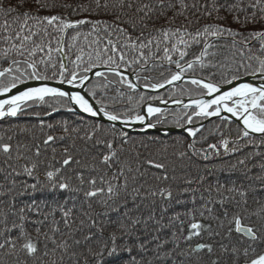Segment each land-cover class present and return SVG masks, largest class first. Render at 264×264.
<instances>
[{
  "label": "snow or ice",
  "instance_id": "1",
  "mask_svg": "<svg viewBox=\"0 0 264 264\" xmlns=\"http://www.w3.org/2000/svg\"><path fill=\"white\" fill-rule=\"evenodd\" d=\"M56 9L111 22L73 21ZM229 16L238 27L220 23ZM256 24L261 27L249 28ZM84 25L93 26L97 39L87 62L81 48L69 70L64 60L81 34L71 37L67 52L62 34ZM53 33L61 34L55 47ZM219 48L230 55L215 60L223 55L213 51ZM165 62L175 70L159 72V79L147 74ZM122 66L133 68L135 80ZM98 68L104 69L95 76L105 81L99 85L105 93L118 83L135 94L141 79L153 91L186 80L199 98H190L179 113L151 103L141 112L144 94L131 107L135 97L127 95L129 105L117 110L106 101L122 99L123 88L108 97L98 85L84 87ZM34 107L41 109L30 113L39 125L11 127L33 133L38 127L42 139L14 145L12 136L0 138V264H264V160L250 164L264 154L176 175L177 160L200 152L208 159L196 147L203 124L196 127L194 120L215 116L227 124L235 118L234 146L225 138L209 149L236 153L242 138L264 145V0H89L75 7L58 0H0V119ZM61 110L74 119L45 124L43 117ZM137 123L141 131L165 126L166 136L172 123L193 139L185 144L177 138L169 153L159 136L133 140L127 129ZM65 140L70 143L59 152L51 147Z\"/></svg>",
  "mask_w": 264,
  "mask_h": 264
},
{
  "label": "trees",
  "instance_id": "2",
  "mask_svg": "<svg viewBox=\"0 0 264 264\" xmlns=\"http://www.w3.org/2000/svg\"><path fill=\"white\" fill-rule=\"evenodd\" d=\"M59 3H67V4H72L74 7L77 4H87L89 3V0H58ZM57 12H63V14L69 18L70 20H77V19H83L85 17L89 19H100L104 20L107 19L109 22H111V17H106L103 15H90L87 12H79L77 11L75 14L72 13L71 9H56ZM223 15V13H222ZM183 20V17H180L178 20V23ZM205 21L201 20V24H203ZM220 23H224L226 26H231L233 28L238 27V25L233 24L231 22V17L229 16L228 20L226 21H220ZM92 25H84V26H77L74 29H66L65 32L62 34L64 37V42H65V50L67 52V44L71 42V37L74 36L77 32H79L81 35L77 38V40L74 43V46L72 47L71 51L67 54L64 62L68 65L69 70H72L75 68V65H73L70 61L75 60L76 55L79 54V49L83 48L84 50V61L87 62L88 60V51H89V44L92 41H95L97 39V32L92 31ZM260 24L256 25H249V28H260ZM50 32H52V29H49ZM85 34L87 35V38H85ZM98 34L100 37L103 39L101 40L100 46L103 47L104 43L106 42V33L103 28V25H101L100 29L98 30ZM54 35V42H53V47H55V39H59L61 34L60 33H53ZM115 39V36L113 37ZM217 44L219 45H224L226 43H229L228 41L225 40H218L216 41ZM258 46V45H257ZM92 47H95V44H92ZM194 51L198 52L199 48H195ZM213 51H218L222 53L223 55H218L215 57V60H223L225 55H230L228 52L227 48H219V49H213ZM57 55L58 54H54ZM39 58V57H37ZM192 56L189 55L188 59H191ZM207 62V61H206ZM83 66L78 69V71L82 72L83 71ZM171 68L172 70H175V66H168L167 62H165V68H160L157 71L147 73L153 77H156L159 79L158 73L161 71H165L167 68ZM122 70H126L128 72H133V68L129 67L125 69L123 66L121 67ZM56 71L58 72V63H57V69ZM145 73H142L141 76H143ZM204 74V73H200ZM48 75H52V72L49 71ZM108 80H118L117 77H114L111 73H106ZM58 79V76H57ZM162 82V80H161ZM105 83L103 79L97 80L96 77L92 78L89 80V82L86 85V88H91L92 85H98L96 88L97 92L101 95H107L108 97H113L116 96V89L117 88H123L124 92L126 93L125 96L120 99L117 98L116 100L108 99L106 103L108 104H113L117 110H123L125 105H129V101L127 99V95H134L135 99L133 100L132 104L129 105L131 107L136 103V101L139 100L140 94L143 93L145 96V100L151 99L152 97H159V98H171V97H186V96H196L199 95V89L196 88L195 86L191 85L190 83H187L186 81H182L180 84L169 87L159 93H154L150 94L147 93L143 90L137 89L136 93L133 94L131 93L128 89H126L123 85L120 84H114V85H109L108 86V91L105 93L103 88L99 87L100 84ZM143 86V79H141L140 84ZM99 98V96L97 97ZM142 103V102H141ZM140 103V104H141ZM139 104V105H140ZM41 109L38 107H34L33 109H25V111L21 114H18L17 117H8L4 119H0V138H3L5 141L7 140L8 136H12L13 140L12 143L15 145L18 141L21 143H31L33 136L40 137L41 139L42 134L40 129L37 127L33 132H20L18 127H11V126H17V125H23L26 127L31 128L32 125H39V119L35 117L34 115H31L30 113L32 111H40ZM169 112H177L179 113L181 110H168ZM62 118H66L69 120L74 119L73 117L69 116L64 110H61L59 114H53L50 118L49 117H43L45 124L48 123H54L55 121L61 120ZM195 121V120H194ZM166 126H175L172 123H168ZM45 132H48V134L52 135H61L62 130L60 128H56L53 131H49L48 129H44ZM129 136L133 138V140H140L146 137H156L159 136L161 139L166 140L169 145V153L172 152L173 148V141L176 140L177 138L182 139L185 141V144L188 142H191L189 140L188 136H186L183 133L180 132H171L167 136L164 134L156 133V132H128ZM238 136V131H237V125L235 123H232L229 121L227 124L223 123L222 120L220 119H215L203 126L201 131L197 134L195 137V140L197 141L196 147L198 149H204L208 153V159H204V152H200L195 156H192L191 160L185 159L184 161H179L177 160V172L176 175H182L184 171H191L193 174L198 169H204L207 167L208 169H212L213 166L220 165L226 162H235L239 158H243L244 156L250 154V153H260L264 154V145H259V146H254V145H249L247 143V139H241L236 143V147L239 148V151L236 153H225L224 149L222 146H220L217 149H209L208 145L210 144H217L219 145V142L222 139L227 138L230 141L229 147H233L234 145L231 143V141H236ZM252 137H249L248 139H251ZM258 139V138H257ZM68 143H70V140H65L63 142H58L56 144H52L51 147H56L58 152L66 146ZM51 147L48 149V152L46 153L48 156L51 155ZM128 147V146H126ZM179 147V145H177ZM180 150H183L181 148ZM140 151H144L143 149H140ZM3 157H0L2 159ZM264 160V155H256L254 158L250 161V164H256L259 161ZM190 165L191 167H182V166H188ZM256 170H254L255 173ZM222 177L225 174H221ZM31 182V181H29ZM183 199H189L187 195L182 197Z\"/></svg>",
  "mask_w": 264,
  "mask_h": 264
},
{
  "label": "water",
  "instance_id": "3",
  "mask_svg": "<svg viewBox=\"0 0 264 264\" xmlns=\"http://www.w3.org/2000/svg\"><path fill=\"white\" fill-rule=\"evenodd\" d=\"M96 71H104V69L103 68H98V69H94L92 72L88 73L87 75L89 76V80H91L92 78L96 77L95 76V72ZM121 71H123L125 73V75L128 76L129 79H132V80L135 79L134 76L130 75L132 72H128V71L122 70V69H121ZM88 81H85V85H84L85 88H86V85H87ZM46 82L50 86H59V87H62L64 89H66V90H70V86L69 85H67V84L59 85L57 83V80H49V81H46ZM180 82L181 81L176 82V84L177 83H180ZM29 83L35 85V84H37L39 82H37V81H30ZM169 87H171V86L166 85L164 88L157 89L155 91H153L151 89H145L144 87H141V86H139L138 89H142V90H145L147 92H154L155 93V92H160L161 90L167 89ZM190 98H192V97L175 98V99H178V100H180L182 102L180 105H177L176 103H174L173 102V99H159V98L151 99V100L144 101L140 105L139 109L142 112V110L145 109L147 107V104H149V103H151L153 106L160 107L162 109L182 108L183 104H189L190 103ZM193 98H199V96L198 97H193ZM204 98L206 99L208 97L205 96ZM222 116H230V114L223 113ZM217 118L222 119V117H215L214 116V117H208V118H206L205 121H208V120H211V119H217ZM230 120L231 121L232 120H235V118L230 117ZM200 124H204V122H202ZM200 124H197L195 126L196 127H199ZM163 127H160L159 126V130L154 128V129H148V130H145V131H141V125L137 123V124L133 125L131 128L127 129V131L128 132H156V133L164 134ZM168 128L171 129L170 132H180V133H183V134H186L187 135V133L185 131H183L182 129H180V128H177V127H168Z\"/></svg>",
  "mask_w": 264,
  "mask_h": 264
},
{
  "label": "rangeland",
  "instance_id": "4",
  "mask_svg": "<svg viewBox=\"0 0 264 264\" xmlns=\"http://www.w3.org/2000/svg\"><path fill=\"white\" fill-rule=\"evenodd\" d=\"M135 80V79H134ZM186 81V80H185ZM89 82V81H88ZM182 82V81H181ZM180 82V83H181ZM180 83H177L176 85H178V84H180ZM139 86H141V85H139ZM175 86V85H174ZM141 87H143V86H141ZM172 87V86H171ZM140 90H142V89H140ZM165 90V89H164ZM143 91H145V90H143ZM161 91H163V90H161ZM160 91V92H161ZM145 92H147V91H145ZM147 93H150V94H154V92H147ZM155 93H159V92H155ZM199 95H196V96H186V97H198ZM185 96L184 97H171V98H159V97H156V98H159V99H174V98H186ZM148 100H151V99H148ZM147 101V100H146ZM143 103V102H142ZM141 103V104H142ZM140 104V105H141ZM140 105H139V107H140ZM167 110H182V108H172V109H167ZM188 112H189V114L191 113V111H192V109H188L187 110ZM205 119L206 118H204V119H202V120H199V121H194V123H195V125H197V124H200V123H202V122H204V124H203V126L205 125V124H207L208 122H210V121H212V120H215V119H211V120H208V121H205ZM217 119H220V118H217ZM220 120H222V119H220ZM229 121H231V120H229ZM160 127H163V126H160ZM165 127V126H164ZM166 127H175V126H166ZM171 133V132H170ZM186 135V134H185ZM186 136H188V135H186ZM188 138H189V140H192L193 138L192 137H189L188 136Z\"/></svg>",
  "mask_w": 264,
  "mask_h": 264
}]
</instances>
